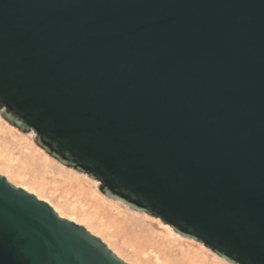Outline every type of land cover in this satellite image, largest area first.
<instances>
[{
  "label": "water",
  "instance_id": "95a60500",
  "mask_svg": "<svg viewBox=\"0 0 264 264\" xmlns=\"http://www.w3.org/2000/svg\"><path fill=\"white\" fill-rule=\"evenodd\" d=\"M0 117L108 199L264 264V0H0ZM0 264H127L0 175Z\"/></svg>",
  "mask_w": 264,
  "mask_h": 264
},
{
  "label": "rangeland",
  "instance_id": "374dc122",
  "mask_svg": "<svg viewBox=\"0 0 264 264\" xmlns=\"http://www.w3.org/2000/svg\"><path fill=\"white\" fill-rule=\"evenodd\" d=\"M19 133H21V135L14 132V135L17 136V138H13L8 133L5 125H2V128H0V151L4 150L5 146H8L9 150L12 152V154L14 155V157H16L18 161L23 157L21 155V151H26V152H28L29 150L35 151L36 148H39L33 141L32 137L34 136V134L32 132L26 134L19 131ZM18 139H22L23 146L22 145L20 146L17 143ZM32 164L33 165L29 168L30 169L28 173L29 175L27 176L36 175L37 177H39L41 179V182L43 183L44 190L42 192H38L36 187L32 186L31 188L36 190V192H38L42 198L48 200V202H50L52 205L57 207L64 216L66 215L65 217H69V216H73L74 218L76 217L75 218L76 222H81L83 225L89 227L95 234L98 235V238L103 243L105 242L104 244L106 243L109 244V246L117 254L121 256V258H123L124 260H126L131 264H143L141 263V261L152 258L154 253L155 255H159L158 250L156 249L154 250L153 255L146 252L147 256L145 255L146 254L145 251L143 250L140 251V249H138L139 247L137 245L139 241L137 235L132 232L130 233L128 229H126V227H124L123 225L121 226V224H119L118 220L116 219L118 213H122L123 211H125L124 206L119 203H116L118 205L109 204L107 202L102 203L101 195L103 194H101V192L97 188V184H99V182L90 179L89 177H87L86 174L76 172L72 168H68L64 166L66 169H70V170H66V169L61 170L54 163L47 168H43L41 157L32 161ZM0 175L5 177L6 180L7 177H9L10 181L8 180L7 181L10 184L14 185L15 187H17L16 185L18 186L22 185L17 179L8 175L1 168H0ZM82 175L86 176L87 179L84 178ZM76 177H78V179L80 178L79 180L81 181L79 182L76 181L77 180ZM113 201H117V200H113ZM68 205L69 206L73 205V208L76 210L74 211L75 214L71 212V210L69 211V209L67 208ZM128 208L130 207L128 206ZM80 209L83 212L88 213L91 216V218L85 220V218L81 217L79 215V212L81 211ZM130 209L133 210L132 208ZM148 217H150V219H143V223L146 225V228L149 229V231L155 237L157 238L159 237L158 239H164L166 237V233H165V229L159 225V222L161 221L158 218L149 215ZM99 223H102L103 225L107 226L108 229L99 227L98 225ZM165 239L168 238L166 237ZM186 240H190V239L186 238ZM186 240H182V241L179 240L177 242H174L172 243L171 247L174 248L173 250L176 251L186 250L189 252L192 251L191 253L194 252V254H197L198 259L201 261V264H231L228 262L227 263L221 262L216 258H214L213 255L215 254L212 253L209 249L205 248L202 244L195 241H193L194 242L193 243ZM139 252L143 254L141 255ZM159 258L161 262L164 263L163 257L161 255H159ZM172 258L173 257L170 256L168 260L170 259L172 260Z\"/></svg>",
  "mask_w": 264,
  "mask_h": 264
},
{
  "label": "bare ground",
  "instance_id": "6f19581e",
  "mask_svg": "<svg viewBox=\"0 0 264 264\" xmlns=\"http://www.w3.org/2000/svg\"><path fill=\"white\" fill-rule=\"evenodd\" d=\"M2 125H5L8 133L13 138H17V136L14 135V132L21 135V133H19V131H17L12 126L8 125L0 117V128H2ZM17 143L21 146L23 144L22 139H18ZM21 155L23 157L18 161L16 159V157H14L12 152L9 150L8 146H5V149L0 151V168L3 171H5L8 175H10L11 177L17 179L22 184L20 186H18V185H16V186L22 188L23 190H25V191L33 194V195H35L39 200H42V201L46 202L47 204H49V206H51L53 208V210L59 215V217L67 219L71 222H74L77 225L84 226L87 231H89L94 236L98 237V235L95 234L89 227L83 225L81 222H76V220H75L76 217L75 218L73 216L65 217L66 215L64 216L57 207H55L50 202H48V200L41 197V195L38 192H42L44 190V188H43L44 186H43V183L41 182V179L39 177H37L36 175L27 176V175H29L28 174L29 170H30L29 168L33 165L32 161L36 160L39 157H41V162L43 164V168H47L54 163V164H56V166L59 169L63 170V169H66L64 167V165L62 166L61 163H58L56 160L49 157L44 151H42V149H39V148H36L35 151H31V150H29L28 152L21 151ZM66 170H70V169H66ZM82 176L87 179L86 176H84V175H82ZM76 179H77L76 181H78V182L81 181V180H79L80 178L78 179V177H76ZM7 180L10 181L9 177H7ZM32 186L36 187L38 192H36V190L31 188ZM101 198H102L101 199L102 203L107 202V203L113 204V205L116 203L122 204L125 208V211H123L122 213H118L116 216V219L118 220L119 224H121V226L123 225L124 227H126V229H128V231L130 233L132 232V233H135L137 235L139 242H138V245L137 244L136 245L139 247L138 249H140V251L143 250V251H145V253L148 252V253L153 255V252L156 249V250H158V254L163 257V261H164V263H162L160 258H159V255H155V253H154L152 258L142 260L141 263H143V264H201V261L198 259L197 254H194V252L191 253L192 251L189 252L186 250H179V251L173 250L174 248L171 247L172 243L177 242L179 240L180 241L186 240V238L184 239V237H181L178 234H176V232H174V230H172L170 226H167L166 224H162L161 222H159V225L165 229L166 237L168 239H165L166 237L165 238L163 237L164 239H158L159 237L158 238L155 237L149 231V229L146 228V225L143 223V219H150V217H148V215L134 211V210H131L130 208H128L127 205H124L123 203H121L119 201H113L112 199L110 200V198L108 199V198L104 197L103 195H101ZM116 205H118V204H116ZM67 208L69 209V211L71 210V212H73L75 214L74 211H76V210L73 208V205L72 206L68 205ZM79 215L81 217L85 218V220L91 218V216L88 213L83 212L82 210L79 212ZM138 216H141V217H138ZM152 220H153V218H152ZM77 221H78V219H77ZM98 225H99V227H102L104 229H108V227L103 225L102 223H99ZM187 239H189V238H187ZM186 241L193 242L194 240L190 239V240H186ZM105 245H107V247L109 249H111V251H113L115 253V255H117L118 258H120L121 260H123L127 264H131V263L127 262L126 260H124L123 258H121V256L119 254H117L109 246V244L106 243ZM145 255L147 256V253ZM170 256L173 257L172 260L171 259L168 260V258ZM213 256L217 260L224 262V263H227V261L218 257L217 255H213Z\"/></svg>",
  "mask_w": 264,
  "mask_h": 264
}]
</instances>
